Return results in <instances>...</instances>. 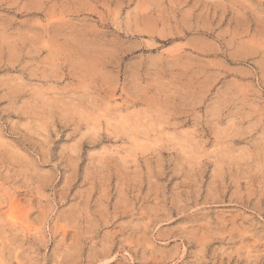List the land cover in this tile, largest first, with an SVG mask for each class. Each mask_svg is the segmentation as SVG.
I'll return each mask as SVG.
<instances>
[{
	"label": "rangeland",
	"instance_id": "374dc122",
	"mask_svg": "<svg viewBox=\"0 0 264 264\" xmlns=\"http://www.w3.org/2000/svg\"><path fill=\"white\" fill-rule=\"evenodd\" d=\"M0 264H264V0H0Z\"/></svg>",
	"mask_w": 264,
	"mask_h": 264
},
{
	"label": "bare ground",
	"instance_id": "6f19581e",
	"mask_svg": "<svg viewBox=\"0 0 264 264\" xmlns=\"http://www.w3.org/2000/svg\"><path fill=\"white\" fill-rule=\"evenodd\" d=\"M75 251V250H74ZM71 253V252H70ZM78 254V253H77ZM97 260V259H96ZM88 261H89V259H88ZM94 263V262H93Z\"/></svg>",
	"mask_w": 264,
	"mask_h": 264
}]
</instances>
